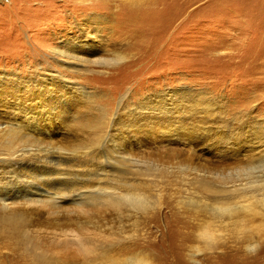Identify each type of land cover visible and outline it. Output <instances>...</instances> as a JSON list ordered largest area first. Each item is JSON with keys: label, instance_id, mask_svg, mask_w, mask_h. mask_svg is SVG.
Masks as SVG:
<instances>
[{"label": "rangeland", "instance_id": "rangeland-1", "mask_svg": "<svg viewBox=\"0 0 264 264\" xmlns=\"http://www.w3.org/2000/svg\"><path fill=\"white\" fill-rule=\"evenodd\" d=\"M15 127L42 148L27 185L52 194L22 233L0 223V264H264V231L196 239L205 190L264 183V0H0V129ZM130 183L146 208L120 203Z\"/></svg>", "mask_w": 264, "mask_h": 264}, {"label": "bare ground", "instance_id": "bare-ground-1", "mask_svg": "<svg viewBox=\"0 0 264 264\" xmlns=\"http://www.w3.org/2000/svg\"><path fill=\"white\" fill-rule=\"evenodd\" d=\"M81 50L82 49L72 51L71 49L67 48L64 50H55L54 52L56 53V56L65 58V61H62V64L72 65L73 63L67 62V52L71 54L73 60H76V54L80 53ZM111 62H117V60L112 59ZM16 126L19 129L20 126ZM17 127L11 130H3V128L0 129V163L7 162L8 164L5 166L0 165V223L3 225L1 229L2 231L12 230V233L15 235H18L23 231V229L20 228L23 223L22 217L33 213L36 215L38 212L37 205H40L41 203L43 204L45 198H48L50 194H52L50 190L45 189L44 186L36 187L27 185L30 179L34 178V174H31L26 167L21 166L24 164H29L35 159H39L38 153H40L42 148L36 147L35 145L27 146L26 143L19 141L17 136L22 132H18V134L15 135L14 131L17 129ZM21 129H24V127L21 126ZM24 136H26V134H24ZM48 154L47 152L44 153L43 155L45 157L41 158H43V160L44 158L50 160L52 156ZM75 164L81 165L80 163ZM45 168L46 167H44V169ZM43 172L44 171H40V173ZM43 174L47 175L48 177L54 175L55 177L52 178V181H57L60 179L58 172L45 171ZM5 176H8V178L5 179ZM10 182H14L15 186L13 187ZM16 182H18V184ZM23 182L24 187L22 190L28 191L25 194L19 190H16V187H18L19 183ZM134 184L135 183H130V185L127 186L123 193L124 195L120 197L124 202L120 203L129 204L133 208H146L149 191L147 187L143 185L141 186ZM31 189H34L32 193ZM205 192H208L207 194H209L208 196L212 200L210 205H204V207L208 209L210 218L198 231L196 239L202 242L206 249L211 248L218 239L223 237L224 233L228 229L241 237H246V235L251 232L264 231V183L259 184L252 182V185L249 187V189L243 192L246 194L237 195L232 198L224 197L218 191L212 192L205 190ZM239 199L242 200L237 201ZM117 203H119L118 200ZM239 203H245V205L241 206ZM47 207L49 209L50 205H47ZM256 218L261 220L259 224L254 223ZM1 234L4 233L1 232ZM248 248H256V245H249ZM39 260L43 261L44 258L39 257ZM113 264L141 263L137 262L136 260H129L126 263L115 262ZM144 264H148V261H144Z\"/></svg>", "mask_w": 264, "mask_h": 264}]
</instances>
